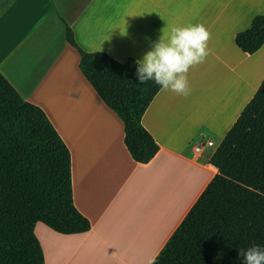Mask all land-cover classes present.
<instances>
[{
  "label": "crops",
  "instance_id": "1",
  "mask_svg": "<svg viewBox=\"0 0 264 264\" xmlns=\"http://www.w3.org/2000/svg\"><path fill=\"white\" fill-rule=\"evenodd\" d=\"M108 10L126 58L141 59L163 32L188 24L211 33L210 54L188 73L190 95L160 89L146 108L141 124L159 149L145 164L129 157L120 120L90 84L53 90L49 98L68 100L56 116L35 102L69 150L73 201L91 223L62 234L37 222L45 264H148L213 178L212 155L264 82V43L249 54L234 41L264 14V0H108ZM204 139L213 146L194 151Z\"/></svg>",
  "mask_w": 264,
  "mask_h": 264
},
{
  "label": "trees",
  "instance_id": "2",
  "mask_svg": "<svg viewBox=\"0 0 264 264\" xmlns=\"http://www.w3.org/2000/svg\"><path fill=\"white\" fill-rule=\"evenodd\" d=\"M234 41L245 53L257 51L264 43V14L255 15ZM135 61L126 58V85L109 89L95 83L93 89L120 120L129 157L145 164L159 147L141 117L160 86L138 83ZM118 71L110 68L104 75ZM35 110L45 134L18 120L0 125V264H45L34 232L37 222L62 234L91 227L73 201L69 150L44 112ZM210 163L216 173L155 256V264H242L239 249L264 247V82Z\"/></svg>",
  "mask_w": 264,
  "mask_h": 264
},
{
  "label": "water",
  "instance_id": "3",
  "mask_svg": "<svg viewBox=\"0 0 264 264\" xmlns=\"http://www.w3.org/2000/svg\"><path fill=\"white\" fill-rule=\"evenodd\" d=\"M98 53L122 62L111 31L108 0H35V43L21 47L19 60H0V69L25 95L41 77L89 81L82 62Z\"/></svg>",
  "mask_w": 264,
  "mask_h": 264
},
{
  "label": "clouds",
  "instance_id": "4",
  "mask_svg": "<svg viewBox=\"0 0 264 264\" xmlns=\"http://www.w3.org/2000/svg\"><path fill=\"white\" fill-rule=\"evenodd\" d=\"M121 34H127L126 27ZM210 40L211 33L203 24L171 27L134 62L138 83L153 81L161 91L187 97L191 93L188 73L206 60L210 54ZM238 255L242 264H264V247L260 245L239 249ZM148 264H155V257Z\"/></svg>",
  "mask_w": 264,
  "mask_h": 264
},
{
  "label": "flooded vegetation",
  "instance_id": "5",
  "mask_svg": "<svg viewBox=\"0 0 264 264\" xmlns=\"http://www.w3.org/2000/svg\"><path fill=\"white\" fill-rule=\"evenodd\" d=\"M35 43V0H0V60H19L21 47ZM120 62L98 53L82 62L88 77L120 70ZM30 99L18 92L0 69V125L31 116Z\"/></svg>",
  "mask_w": 264,
  "mask_h": 264
},
{
  "label": "rangeland",
  "instance_id": "6",
  "mask_svg": "<svg viewBox=\"0 0 264 264\" xmlns=\"http://www.w3.org/2000/svg\"><path fill=\"white\" fill-rule=\"evenodd\" d=\"M116 44V43H115ZM117 50L122 58V62L120 64L122 65L120 71H118L114 76L106 77L101 72L98 75H93L88 77V80L85 79H79L71 76H46L41 77L38 80L34 81L30 84V86L27 88L25 95L30 99L31 103V116H21L20 118H17L18 121H21L25 123L26 125L36 129L38 132H41L45 134L44 129L40 121L37 117V112L35 110V102H42L46 106H49L51 111L55 114H58V107H63L65 104L64 102H68L66 98H49V94L53 92V90L59 91L60 95L62 96L63 91L70 88L73 91L79 90V88H82L83 86H93L95 83L98 85H101L103 87L113 89L118 86L126 85L130 78H129V71L128 66L126 62V57L123 55V52L120 48L117 47ZM63 84V85H62ZM67 85L66 87H62L64 85ZM56 87H52L55 86ZM66 88V89H65ZM61 119V116H60ZM215 139V138H214ZM205 140V139H204ZM217 140L215 139V146L217 145ZM214 146V147H215ZM213 148V147H212ZM211 148V149H212ZM210 149V150H211Z\"/></svg>",
  "mask_w": 264,
  "mask_h": 264
},
{
  "label": "built area",
  "instance_id": "7",
  "mask_svg": "<svg viewBox=\"0 0 264 264\" xmlns=\"http://www.w3.org/2000/svg\"><path fill=\"white\" fill-rule=\"evenodd\" d=\"M205 146H213V142L210 140H201L194 145V151L201 152Z\"/></svg>",
  "mask_w": 264,
  "mask_h": 264
}]
</instances>
